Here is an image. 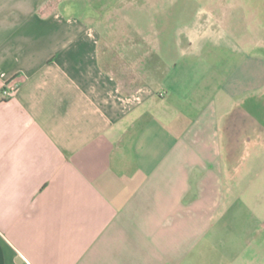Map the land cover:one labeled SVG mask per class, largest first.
<instances>
[{"label": "crops", "instance_id": "1", "mask_svg": "<svg viewBox=\"0 0 264 264\" xmlns=\"http://www.w3.org/2000/svg\"><path fill=\"white\" fill-rule=\"evenodd\" d=\"M178 1L0 0V264H264V128L232 162L210 0Z\"/></svg>", "mask_w": 264, "mask_h": 264}, {"label": "rangeland", "instance_id": "2", "mask_svg": "<svg viewBox=\"0 0 264 264\" xmlns=\"http://www.w3.org/2000/svg\"><path fill=\"white\" fill-rule=\"evenodd\" d=\"M209 2V6L212 8V12H214L212 13V27L217 31H222V29L223 31L226 29L230 31L232 27H235L237 31L234 33L228 31L227 33H216L213 30L210 37L206 40V42L210 43L208 57L212 60V63L219 61L221 69L224 70L222 79L225 76L226 95L225 97L222 94L218 96L214 92L205 98V100L209 103L213 101V106L220 105L221 108H224L225 100L231 96V108L234 114L227 116V119H224V121L228 123V127L232 126L235 129L230 131L227 128L225 138L228 139V136H232L234 145L237 147V158L235 157L232 162L238 159V161L240 160L239 164L243 166L250 160L252 147L249 145L252 139H255L256 133L262 131L261 129L264 128V90H258L264 79V0H210ZM220 3L233 7L229 12L234 11L236 14V17H233L232 20L230 18V21L226 25L224 24V14L217 7ZM206 4L202 0H196L195 2H192V0H179L170 9L171 11H176V15H179L177 19L181 21L186 20L190 12L194 10L199 11L202 9L201 6H206ZM84 5L89 6L90 3L83 2ZM231 21H233V24L230 25ZM245 31L247 32L246 34ZM241 32H244L243 36L240 35ZM248 34L252 35L253 44H250L252 43L251 41L247 42L244 40L249 37ZM173 36L166 35L164 39L165 43H171ZM256 40L258 42L257 47L254 44ZM246 57L248 60L243 59ZM251 57L257 60L251 63ZM240 89L242 90L241 92ZM244 94L247 98L243 97ZM240 99L245 104L238 108L237 105L240 103ZM230 167H232V163L227 162V171H229Z\"/></svg>", "mask_w": 264, "mask_h": 264}, {"label": "built area", "instance_id": "3", "mask_svg": "<svg viewBox=\"0 0 264 264\" xmlns=\"http://www.w3.org/2000/svg\"><path fill=\"white\" fill-rule=\"evenodd\" d=\"M17 78L7 79L1 90V94L4 98L15 97L19 91V86L16 82Z\"/></svg>", "mask_w": 264, "mask_h": 264}]
</instances>
